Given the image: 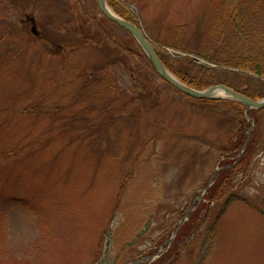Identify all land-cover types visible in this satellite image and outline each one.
Returning <instances> with one entry per match:
<instances>
[{
	"label": "rangeland",
	"instance_id": "obj_1",
	"mask_svg": "<svg viewBox=\"0 0 264 264\" xmlns=\"http://www.w3.org/2000/svg\"><path fill=\"white\" fill-rule=\"evenodd\" d=\"M122 1L146 36L187 47L218 5ZM140 49L96 0H0V264H171L178 252L176 264H264V113L233 181L247 204H230L211 241L227 195L205 193L210 207L177 239L241 129L230 108L170 87Z\"/></svg>",
	"mask_w": 264,
	"mask_h": 264
},
{
	"label": "trees",
	"instance_id": "obj_2",
	"mask_svg": "<svg viewBox=\"0 0 264 264\" xmlns=\"http://www.w3.org/2000/svg\"><path fill=\"white\" fill-rule=\"evenodd\" d=\"M108 4L123 19L138 25L137 19L122 0H108ZM212 22L204 40L192 47L182 46L176 40L177 38L169 41L160 38L151 30L148 32V36L158 46L157 55L165 67L184 85L201 91H206L217 84L224 85L248 98L261 100L264 98V0H218ZM184 29L185 26L178 27L176 33L183 36ZM177 37L179 36L177 35ZM169 49L176 51L179 55L182 54L181 57L172 56ZM139 54L141 58L148 60L142 50ZM200 61L207 65H202ZM249 74L258 79L254 80V77L252 78ZM235 83L252 85L253 93H248L250 90L242 91L236 86L234 87ZM198 102L213 110H219L220 107L230 108L235 112L238 126L241 129L237 135L238 142L227 150L228 154L224 155L225 159L221 165L223 169L217 175L214 185L205 199L211 203L212 201H221L227 195L223 209L218 214L219 217L207 231L208 238L214 241L216 224L230 204L234 201L247 204L246 200L231 194V192L235 187L234 179L242 174L241 171L245 167L248 168L252 164L256 156L258 139L255 131H253L251 141L245 147L244 153L242 151L252 129H255V126L257 129L260 128V122L256 116L262 115L264 109L247 112L245 106L234 101L198 100ZM248 118L253 122L250 123ZM252 124L255 125L254 128ZM196 206L188 223L181 227L177 239H180L185 228L191 224L196 215H200L205 208L210 207L202 203ZM252 208L256 210L253 205ZM172 246L169 250L174 248ZM179 254L178 252L171 264L177 263Z\"/></svg>",
	"mask_w": 264,
	"mask_h": 264
},
{
	"label": "water",
	"instance_id": "obj_3",
	"mask_svg": "<svg viewBox=\"0 0 264 264\" xmlns=\"http://www.w3.org/2000/svg\"><path fill=\"white\" fill-rule=\"evenodd\" d=\"M97 6L99 7V10L108 21L113 23L116 26H119L122 28L127 34H129L131 37L135 39L137 42L138 47H141L143 53L146 57H148L150 65L152 68H154L157 75L162 78L168 85H170L173 89L176 88L180 93H182L184 96L186 95L190 99L193 100H231L234 102H237L239 104H242L247 108V111L256 110V111H262L264 109V99H261L259 101H256L252 98H248L241 93H237L230 87H226L223 85H217L213 86L206 91L201 90H195L193 88L188 87L187 85H184L178 78L173 76L171 72L168 70L167 67H165L164 63L161 61L160 57L157 55L156 46L150 40L148 36H146L143 28L141 25H136L130 21H126L121 16H118L115 14V12L111 9L110 5H108V0H96ZM29 22H32V33L34 36L39 37L40 33L39 30H37V23L36 20L31 18H27ZM203 65H206L204 62H201ZM218 92L222 93V97H217L216 95ZM250 138V136H249ZM249 142V140H248ZM247 142V144H248ZM219 170L214 171V174L212 175L210 181L208 182V186L205 189V192L208 191L211 188V183L214 179V177L218 174ZM204 192V194H205ZM204 194H202L201 198L196 200L191 210H189L187 217L191 214V211L195 207L194 205L198 202H200ZM184 223V220L182 221ZM153 258L150 257L146 261H150Z\"/></svg>",
	"mask_w": 264,
	"mask_h": 264
},
{
	"label": "bare ground",
	"instance_id": "obj_4",
	"mask_svg": "<svg viewBox=\"0 0 264 264\" xmlns=\"http://www.w3.org/2000/svg\"><path fill=\"white\" fill-rule=\"evenodd\" d=\"M217 97L219 96V97H222L223 96V94L222 93H220V92H218V94L216 95Z\"/></svg>",
	"mask_w": 264,
	"mask_h": 264
}]
</instances>
